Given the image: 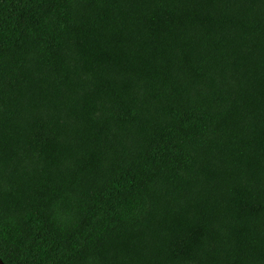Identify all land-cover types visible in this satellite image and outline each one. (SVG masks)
Instances as JSON below:
<instances>
[{
    "label": "trees",
    "instance_id": "trees-1",
    "mask_svg": "<svg viewBox=\"0 0 264 264\" xmlns=\"http://www.w3.org/2000/svg\"><path fill=\"white\" fill-rule=\"evenodd\" d=\"M2 264H264V0H0Z\"/></svg>",
    "mask_w": 264,
    "mask_h": 264
},
{
    "label": "water",
    "instance_id": "water-1",
    "mask_svg": "<svg viewBox=\"0 0 264 264\" xmlns=\"http://www.w3.org/2000/svg\"><path fill=\"white\" fill-rule=\"evenodd\" d=\"M0 264H2V261L0 260Z\"/></svg>",
    "mask_w": 264,
    "mask_h": 264
}]
</instances>
